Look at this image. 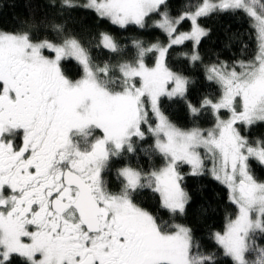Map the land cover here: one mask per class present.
<instances>
[{
  "label": "snow or ice",
  "instance_id": "6c2138e0",
  "mask_svg": "<svg viewBox=\"0 0 264 264\" xmlns=\"http://www.w3.org/2000/svg\"><path fill=\"white\" fill-rule=\"evenodd\" d=\"M61 7L89 10L119 28L144 29L156 16L151 26L167 42L136 40L134 57L100 64L61 25L54 26L58 41L0 31V264H217L191 228L136 202L150 189L172 217L183 215L189 197L182 165L192 176L208 171L228 190L236 211L212 239L230 264H264V180L250 164L264 165V140L250 142L239 127L264 123V0H200L176 16L167 0H61ZM215 12L246 16L256 49L231 67L206 68L219 94L188 108L194 117L210 110L215 123L182 129L162 111L161 98L186 99L190 81L167 57L191 41L192 53L184 55L199 61L207 30L198 21ZM184 21L190 31H179ZM97 47L121 51L108 32ZM65 60L80 65L79 79L62 71ZM145 127L154 138L145 155H159L161 166L126 164L112 190L105 174L114 158L136 153Z\"/></svg>",
  "mask_w": 264,
  "mask_h": 264
},
{
  "label": "trees",
  "instance_id": "16d2710c",
  "mask_svg": "<svg viewBox=\"0 0 264 264\" xmlns=\"http://www.w3.org/2000/svg\"><path fill=\"white\" fill-rule=\"evenodd\" d=\"M84 3L86 0H78ZM200 0H167L168 11L172 16L179 15L196 5ZM153 16L148 21V26L140 29L134 25L119 28L106 20H100L95 13L83 9H65L61 7V0H0V31H29L34 38L58 41L59 37L54 29L61 25L66 34L75 36L89 49L97 63H117L129 60L136 54L133 41L140 40L145 45L166 43V36L152 27ZM199 24L207 30V35L201 38L196 48L200 60L193 63L184 54L189 56L193 50L191 41L180 46H174L169 51L167 64L172 71L185 76L190 81L187 86L186 99L161 98V109L168 118L182 129L194 126L210 128L215 123V118L210 110H204L199 116H193L188 108V103L199 107L205 96L216 97L219 86L207 79L206 68L212 64L224 63L232 66L241 60L252 57L256 49L255 31L250 26L249 19L242 13L215 12L199 19ZM191 23L184 21L179 31H190ZM108 32L120 45L119 53H112L102 47H97L99 34ZM146 62L154 63V56L149 55ZM62 71L69 79H79L82 69L73 60L62 61ZM143 141L137 140L136 153H125L120 158H114L112 167L105 174L112 190H118L120 181L117 178V169L131 164L144 170L160 167L162 159L157 154L145 155L151 152L154 138L147 134ZM250 142L264 140V123H257L250 128L241 130ZM254 175L258 180H264V166L257 161H250ZM184 175L182 186L188 194L185 213L172 217L167 210L160 207L159 198L150 189H144L136 194V202L142 207L153 212L160 219L174 220L176 223L187 225L192 230L194 239L200 243L201 251L216 254L217 264H230L227 257L222 254L212 239V234L222 231L227 217L234 216L235 206L229 201L228 191L225 186L213 179L208 171L203 175L192 176L190 167L182 165L180 168ZM117 185L114 187V183Z\"/></svg>",
  "mask_w": 264,
  "mask_h": 264
},
{
  "label": "rangeland",
  "instance_id": "374dc122",
  "mask_svg": "<svg viewBox=\"0 0 264 264\" xmlns=\"http://www.w3.org/2000/svg\"><path fill=\"white\" fill-rule=\"evenodd\" d=\"M190 22V21H189ZM183 32V31H182ZM192 44H193V42H192ZM106 50V49H105ZM73 61H75V60H73ZM76 62V61H75ZM77 63V62H76ZM231 67V66H230ZM206 76H207V72H206ZM165 98H167V97H165ZM240 127V130H243V129H247V128H245L244 126H239ZM208 167H210L211 165H210V163L207 165ZM264 166V165H263ZM209 173V172H208ZM210 175V174H209ZM211 176V175H210ZM212 177V176H211ZM213 178V177H212ZM214 179V178H213ZM217 181V180H216ZM220 183V182H219ZM224 186V185H223ZM227 189V188H226ZM228 191V190H227ZM228 195H229V193H228Z\"/></svg>",
  "mask_w": 264,
  "mask_h": 264
},
{
  "label": "flooded vegetation",
  "instance_id": "af4514ba",
  "mask_svg": "<svg viewBox=\"0 0 264 264\" xmlns=\"http://www.w3.org/2000/svg\"><path fill=\"white\" fill-rule=\"evenodd\" d=\"M116 185H117V183L115 182V183H114V187H115Z\"/></svg>",
  "mask_w": 264,
  "mask_h": 264
}]
</instances>
